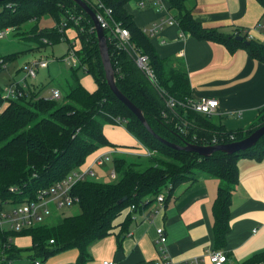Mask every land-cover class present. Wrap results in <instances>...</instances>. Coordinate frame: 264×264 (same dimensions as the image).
<instances>
[{
	"label": "trees",
	"instance_id": "16d2710c",
	"mask_svg": "<svg viewBox=\"0 0 264 264\" xmlns=\"http://www.w3.org/2000/svg\"><path fill=\"white\" fill-rule=\"evenodd\" d=\"M83 1L96 11L92 0ZM98 1L112 10L109 29H104V35L116 87L142 111L155 135L179 146H211L239 141L264 124V117L259 116L246 132H228L215 123L211 115L179 104L170 109L166 104L168 98L184 103L191 97L185 69L172 59L158 56L151 37L127 12L129 0ZM257 1L264 8V0ZM166 2L175 12L182 33L223 43L232 50L241 47L252 57L264 61L263 44L253 40L245 44V38L243 41L235 39L241 36L240 28L228 35L218 29H204L192 18L184 0ZM46 14L51 16L54 26L40 31L35 29L36 34L30 38L40 46L65 41L69 49H73L65 30L71 25L76 27L80 49L74 54L78 63L68 71L73 85L68 83L63 98L65 103L40 96L39 90L9 100L0 111V200L21 203L34 199L38 190L49 188L76 171L81 173L79 168L91 153L111 146L103 134V125L116 118L122 120L121 124L147 153L115 154L112 160L116 178L110 182H95L88 176L76 181L70 194L77 198L74 204L78 205L79 214L59 218L49 228L42 223L19 232L0 230V262L19 258L23 251L30 261L37 258L45 261L58 252L76 249V264H86L89 245L113 230L114 220L124 209L133 206L134 210H141L158 194L170 195L179 184L202 175L219 180L213 204V250L222 249L229 231L231 195L238 183L237 161L241 157L264 155V135L246 151L215 152L208 157L166 146L112 94L105 80L93 23L74 1H1L0 31L7 28L17 31L23 24ZM113 23L128 31L127 43L122 44L111 33ZM44 39L49 43L43 42ZM139 55L146 57L152 77L137 65ZM15 57V54H0V73ZM79 70L91 75L97 85L94 92L86 91L79 83ZM1 93L2 90L0 103L3 102ZM10 187L17 191L11 192ZM123 197L126 199L119 202ZM131 222L128 215L120 225L119 239L126 235ZM19 235L31 237L30 248L18 249L13 245L12 239ZM240 264H264V252Z\"/></svg>",
	"mask_w": 264,
	"mask_h": 264
},
{
	"label": "crops",
	"instance_id": "0c3cea01",
	"mask_svg": "<svg viewBox=\"0 0 264 264\" xmlns=\"http://www.w3.org/2000/svg\"><path fill=\"white\" fill-rule=\"evenodd\" d=\"M131 1L126 4V10L143 29H149L164 17L150 0H144L145 8L138 7L139 0ZM165 3L167 5L166 0ZM184 3L192 18L204 29H218L228 35L235 28H247L260 38L261 29L257 25L263 21L264 8L257 0H184ZM70 28L75 31L67 29L66 38L74 36L72 44L75 49H80L74 41L79 39L76 27L71 25ZM150 40L160 58L172 59L176 65L183 66L189 81L190 99L217 101L211 117L224 130L246 132L259 116L264 117V61L252 57L241 47L232 50L223 43L184 34L178 23L164 25ZM55 45L62 48L63 55L67 54L65 41ZM41 79L37 73L34 80L24 75L19 81L13 78L11 83L26 82L27 93H33L43 86L39 85ZM81 85L90 93L97 89L96 83L95 88L82 82ZM53 88L57 87L50 90ZM39 93L43 97L49 96ZM103 134L111 144L119 147H100L86 158L79 170L94 172L95 165L99 166L95 161L107 155L110 159L115 154L147 153L123 124H104ZM237 172L238 183L231 195L229 231L225 246L219 249L227 257L224 264H240L264 252V155L239 158ZM218 186L217 178L202 175L179 184L170 195L164 193L162 208L154 199L141 210L124 209L114 220L113 230L89 245L86 264H103L105 261L156 264L159 259L154 243L157 227H162L165 232L166 251L173 261L204 256L214 245L213 204ZM128 215L132 222L126 235L119 239L120 225ZM12 243L18 249H28L32 240L29 235H19ZM26 255L23 251L19 258L3 260L0 264H32ZM77 256L76 249H68L50 256L43 264H76Z\"/></svg>",
	"mask_w": 264,
	"mask_h": 264
},
{
	"label": "built area",
	"instance_id": "2783aa9c",
	"mask_svg": "<svg viewBox=\"0 0 264 264\" xmlns=\"http://www.w3.org/2000/svg\"><path fill=\"white\" fill-rule=\"evenodd\" d=\"M92 1L94 2L93 5L95 6L96 10L94 12L96 14V18L99 22L100 27L103 30L109 29L108 19L111 18L112 10L105 7L98 0ZM150 1L152 2L156 11H161L164 13V17H162L159 21L153 23L149 29H144L150 37H153L162 29L164 25L176 23V20L174 14L172 13V10L169 9L166 5L165 0ZM137 5L140 8L146 7V3L144 2V0L137 1ZM65 26L66 24L63 22L62 28H64ZM257 28L261 29L260 38L255 37L252 29L247 28H240V37H242L243 39L245 38V40L247 41L253 40L264 45V15L262 23L257 25ZM110 31L119 39L120 42H122V44L127 43L129 33L126 29L121 28L118 24L113 23V29ZM9 32V28L0 31V37L8 34ZM43 42L49 43L45 39L43 40ZM74 52L75 50L70 49L68 52V57L63 59L66 65L69 67L72 66L73 63H75L76 65L78 63ZM136 63L141 69L146 71L147 75L152 77V73L147 69V59L145 56H137ZM46 67V60L37 59L25 64L22 70L24 71L27 78L34 80L37 77L38 70L45 69ZM27 86L28 84L26 82L10 83L2 89L1 99L5 102H8L11 99L19 98L22 95L27 94ZM46 98L58 100L61 98V92L59 91V89L53 88L50 90L49 96ZM166 104L170 109H173L176 104H179L182 107L190 109L194 112L211 115L215 111L218 103L215 99L208 98H202L199 100H192L189 98L184 103L176 102L174 99L168 98L166 100ZM115 122L122 123V120L120 118H116ZM108 158V155L104 156L100 159H97L95 163L97 165H102L103 161L108 160ZM93 175V171L85 170L81 173H78L76 171L62 181L50 186L49 188L38 190L34 199H26L21 203H16L12 200H0V230L5 232H19L23 229L42 224L44 222V217L52 213L51 208L49 207L50 204L54 205L55 210L73 205L77 200V198L70 194L73 184L78 180H82L87 176ZM110 177L115 178L114 170L111 171ZM9 190L11 192L17 191V189L13 187H10ZM164 199V193H160L156 197L159 208H162ZM130 209L133 210L134 207L131 206ZM49 242L53 243V240L50 239ZM154 243L156 244L159 253V259L156 264H224L227 261V257L223 251L213 249L206 251L204 256L201 257H194L183 261H173L166 251V236L162 227L156 228V239ZM32 264H43V261L40 258H37L32 261ZM103 264L112 263L105 261Z\"/></svg>",
	"mask_w": 264,
	"mask_h": 264
},
{
	"label": "rangeland",
	"instance_id": "374dc122",
	"mask_svg": "<svg viewBox=\"0 0 264 264\" xmlns=\"http://www.w3.org/2000/svg\"><path fill=\"white\" fill-rule=\"evenodd\" d=\"M133 1L134 0H132L130 3H132ZM172 13L174 14L175 12L172 10ZM53 26H54L53 19L51 18L50 15L46 14L37 20H31L23 24L21 28L17 31H14L13 28H9L10 33L0 37V54L16 55L15 59L8 62V64L4 67L5 69H3L0 73V90H2L6 85H9L12 82L13 78H16V81H19L21 77L22 78L24 77L25 73L22 70V68L24 67L25 64L31 62L32 60L44 58L47 62L48 67L44 70L43 69L38 70V74L42 78L41 83L39 85L43 84L41 89L38 90H40L41 93H43L44 95H49L50 88L57 87L61 92V98L58 99V102L65 103L63 98L66 92L68 91V85H69L68 83H72V79L69 76L70 74L68 73L70 67L67 66L66 63L62 61L63 59L68 57V52L70 50L68 45H67L68 48L67 54L63 55L61 50L62 48L59 45L47 44L45 46H40L38 42L30 38V37H34V34H36L33 32L35 29H38L40 31L44 29H51ZM67 29L75 31L74 29L71 28L70 29L67 28ZM74 38H75L74 36L70 37L69 39L71 41L68 38L67 39L71 44L73 50L76 51L78 49H75V47L72 44V40ZM74 41L77 42V44H75L76 48H79L80 47L79 39L77 41L75 39ZM72 67H76V64L73 63ZM77 78L80 84L82 82L84 84H87L88 86L92 85L93 88H95V82L93 78L88 74H86L83 70L77 71ZM6 105L7 102L5 101L0 103V111H2L1 108L5 107ZM106 124H110L114 126L121 125L115 121L107 122ZM110 147L117 148L119 146H116V144L112 143ZM113 169H114L113 160L112 158H110L104 161L102 165L99 166L95 165L93 169L94 175L88 176V178L95 182H110L116 178V177L115 178L110 177V173ZM49 207L51 208L52 213L44 217V224H42V225H46L47 228L56 224L59 218L74 216L80 213L77 204L66 206L59 210H55L53 204H50Z\"/></svg>",
	"mask_w": 264,
	"mask_h": 264
},
{
	"label": "water",
	"instance_id": "95a60500",
	"mask_svg": "<svg viewBox=\"0 0 264 264\" xmlns=\"http://www.w3.org/2000/svg\"><path fill=\"white\" fill-rule=\"evenodd\" d=\"M5 1V0H0ZM74 1L85 14H87L92 23L93 28L96 34L97 42H98V49H99V55L101 59V63L104 69L105 74V80L106 83L111 90L112 94L123 104L126 106L127 109L130 110L131 113L135 115V117L144 125V127L147 129V131L152 134L155 138H157L161 143L165 144L166 146L176 149V150H183L187 152H194L199 154L203 157H208L212 155L215 152H222L226 154H233L240 151H246L247 149L253 147L257 141L264 135V124L260 127L256 128L254 131H252L249 135L244 137L243 139L228 143V144H219V145H211V146H198L194 144H186L184 146L175 145L172 143H169L157 135L153 133L149 125L147 124V121L145 120V117L143 116L142 111L137 108L131 101H129L116 87L115 79L113 70L110 63L109 53H108V47L106 43V38L104 35L103 29L100 27L99 22L96 18L95 12L83 1V0H72ZM238 41H243V38L238 36L235 38ZM244 43L247 44L248 41L244 40ZM126 199V197H123L120 199L119 202H123Z\"/></svg>",
	"mask_w": 264,
	"mask_h": 264
},
{
	"label": "bare ground",
	"instance_id": "6f19581e",
	"mask_svg": "<svg viewBox=\"0 0 264 264\" xmlns=\"http://www.w3.org/2000/svg\"><path fill=\"white\" fill-rule=\"evenodd\" d=\"M104 31V30H103Z\"/></svg>",
	"mask_w": 264,
	"mask_h": 264
}]
</instances>
